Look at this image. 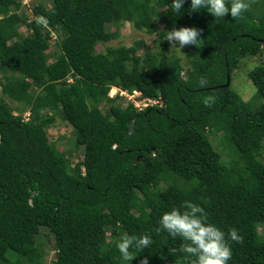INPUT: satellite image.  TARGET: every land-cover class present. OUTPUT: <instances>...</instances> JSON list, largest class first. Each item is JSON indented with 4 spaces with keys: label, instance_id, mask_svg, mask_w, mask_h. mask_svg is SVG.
Returning a JSON list of instances; mask_svg holds the SVG:
<instances>
[{
    "label": "trees",
    "instance_id": "obj_1",
    "mask_svg": "<svg viewBox=\"0 0 264 264\" xmlns=\"http://www.w3.org/2000/svg\"><path fill=\"white\" fill-rule=\"evenodd\" d=\"M248 3L240 18L215 19L191 12V0L181 13L171 0H44L31 20L19 1L0 0V264H191L179 238L157 232L162 214L186 201L237 230L229 264H264V103L253 109L232 88L242 61L264 52V0ZM123 22L158 33L156 44L168 46L173 27H195L202 41L186 46V68L161 51L141 54L143 40L108 46ZM249 79L264 100V63ZM113 87L162 105L125 106ZM59 120L73 128L72 151H83L75 164L50 141ZM212 132L224 134L230 160ZM41 227L54 236L51 263L36 243ZM145 233L152 245L123 260L119 239Z\"/></svg>",
    "mask_w": 264,
    "mask_h": 264
},
{
    "label": "clouds",
    "instance_id": "obj_2",
    "mask_svg": "<svg viewBox=\"0 0 264 264\" xmlns=\"http://www.w3.org/2000/svg\"><path fill=\"white\" fill-rule=\"evenodd\" d=\"M186 2L187 0H171L172 12L181 13ZM249 7L248 0H191L190 10L201 12L200 10L204 9L215 19L225 18L228 14L237 19L242 17ZM201 35L202 31L195 27H173L165 33L164 39L172 48L181 50L187 45L197 46L202 41ZM204 84L202 81L200 86L203 87ZM117 89L119 88L113 87L110 94ZM212 102V97L204 100L205 105ZM158 224L157 232H166L170 237L179 238L183 242L180 251L191 259V264H229L233 255L231 242L242 240L236 229L225 232L209 221L199 204L190 201L164 212ZM152 243L150 234H125L119 239L116 247L123 260L133 261L137 258L136 253L143 252ZM140 264H149L148 257L141 260Z\"/></svg>",
    "mask_w": 264,
    "mask_h": 264
},
{
    "label": "rangeland",
    "instance_id": "obj_3",
    "mask_svg": "<svg viewBox=\"0 0 264 264\" xmlns=\"http://www.w3.org/2000/svg\"><path fill=\"white\" fill-rule=\"evenodd\" d=\"M21 3V9L19 11L20 14H25L29 17V19H36V16L34 15V8L44 2V0H17ZM49 5V4H48ZM160 31H165V27L163 25H159ZM109 29L112 31H115V28L108 26ZM20 33L26 37L31 34V31L26 27L25 25H22L20 28ZM57 33L54 32V39L51 42V50L50 52L53 53L55 51V45L57 39L55 38ZM159 39V34L156 33L154 35H149L145 31H140L139 29L135 28L134 25H132L129 22H123L120 24V34L119 36L114 39L112 42L108 43V46L111 47H120V46H126L131 47L136 42L139 41H145V46L143 47L141 54L148 50H156L164 52L170 56H175L178 58L183 59L184 66L187 68V56L189 55V49L186 50V46L183 49L178 48H172V45L169 43L168 46L162 45L161 43H157ZM155 46H158L155 48ZM106 48V45L100 44L97 46L98 52H104ZM52 59L50 62H54L55 58L51 57ZM264 63V52L257 56V57H248L242 61V63L239 66V69L234 73L233 75V84L232 88L236 92H238L242 98L245 101L251 102V106L253 109L258 108L259 105L264 103V100L262 98H259L257 96V90L252 83V81L249 79V73L254 70L257 66ZM185 75V73H184ZM0 80H2V73L0 72ZM1 91V86H0ZM116 91V90H115ZM6 100L9 102L11 107L18 112V105L17 103L11 101L9 98H6ZM128 100L123 101V104L126 106L128 104ZM24 112V117L29 118L30 113L28 110L24 107L20 108ZM49 138L51 142L58 143V147L61 151H68L71 153L73 163H77L83 159L82 154L83 151L79 150L78 152H73V145H74V138H73V128L64 122L58 121V124L48 131ZM209 138L212 143H214V148L216 151L221 152L223 159L225 161H228L232 158L231 154L228 153L227 150H224V148L229 147V143L225 142L222 143V139L224 138V134L214 132L209 134ZM213 139V140H212ZM232 147V146H231ZM233 148V147H232ZM261 232H263V228L260 229ZM36 243H40L41 246L44 249V252L46 254V261L47 263H51L55 260L56 252H55V240L53 234L50 232V230L46 227H41L39 234L36 237Z\"/></svg>",
    "mask_w": 264,
    "mask_h": 264
},
{
    "label": "built area",
    "instance_id": "obj_4",
    "mask_svg": "<svg viewBox=\"0 0 264 264\" xmlns=\"http://www.w3.org/2000/svg\"><path fill=\"white\" fill-rule=\"evenodd\" d=\"M53 35H54V32H52V38L54 39ZM55 38L57 39L58 35H56ZM110 95L113 97H116V96L122 97L128 100L129 101L128 103H133L140 110H144V109H147L148 107H152L156 105H162L161 100L151 99V98H141L142 93L139 91H134L131 94L127 91L117 89L116 91L113 90Z\"/></svg>",
    "mask_w": 264,
    "mask_h": 264
},
{
    "label": "water",
    "instance_id": "obj_5",
    "mask_svg": "<svg viewBox=\"0 0 264 264\" xmlns=\"http://www.w3.org/2000/svg\"><path fill=\"white\" fill-rule=\"evenodd\" d=\"M229 84H230V80H229Z\"/></svg>",
    "mask_w": 264,
    "mask_h": 264
}]
</instances>
